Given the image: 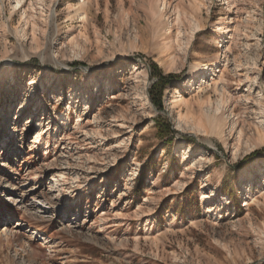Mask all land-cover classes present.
I'll use <instances>...</instances> for the list:
<instances>
[{
	"label": "rangeland",
	"instance_id": "obj_1",
	"mask_svg": "<svg viewBox=\"0 0 264 264\" xmlns=\"http://www.w3.org/2000/svg\"><path fill=\"white\" fill-rule=\"evenodd\" d=\"M261 148L264 0H0V264H264Z\"/></svg>",
	"mask_w": 264,
	"mask_h": 264
},
{
	"label": "trees",
	"instance_id": "obj_2",
	"mask_svg": "<svg viewBox=\"0 0 264 264\" xmlns=\"http://www.w3.org/2000/svg\"><path fill=\"white\" fill-rule=\"evenodd\" d=\"M153 68H154L153 74L156 76V80L154 81V83L149 89L150 101L159 111H163L161 93L164 87L173 78H175L176 75L175 74L163 75L156 71L157 70L156 65H153ZM154 126H155L158 136L162 138L171 136L175 133L174 129L172 128V125L162 115L157 116ZM263 154H264V148L253 150L241 159L239 165L243 166L245 164H248L251 161H253L255 158L261 157ZM140 178L144 179V175H142ZM191 200L193 201V198H187L186 203L189 204ZM194 202H196V200Z\"/></svg>",
	"mask_w": 264,
	"mask_h": 264
},
{
	"label": "bare ground",
	"instance_id": "obj_3",
	"mask_svg": "<svg viewBox=\"0 0 264 264\" xmlns=\"http://www.w3.org/2000/svg\"><path fill=\"white\" fill-rule=\"evenodd\" d=\"M20 1H22V0H17V3H19L20 4ZM230 22V21H229ZM171 31H170V28L168 29V33H170ZM208 71V67H207V65H202L201 66V70L199 71L200 73H206ZM202 83H206V80H204L203 78H201V84ZM200 84V85H201ZM199 88V87H198ZM28 105V104H27ZM29 106V105H28ZM68 111V110H67ZM67 113V112H66ZM65 113V114H66ZM62 117H64V118H69V117H67V115H62ZM63 121V120H62ZM60 123V122H59ZM220 128V125L218 126V130H220L219 129ZM220 133V132H219ZM36 141L35 142H39L38 140H37V137H36V139H35ZM226 148H228V146L226 145ZM197 151L194 149V148H188V154H189V156L190 155H193L194 153H196ZM186 154V153H185ZM199 154H202V153H199ZM189 158V157H188ZM196 162V161H195ZM198 167H200L201 166V161L200 162H198ZM198 167H195V169L196 168H198ZM202 167V166H201ZM201 169V168H200ZM245 175L246 176H251L252 177V173H245ZM251 190V188H249L248 189V192ZM202 195V197H203V199H208V195L205 193V194H201Z\"/></svg>",
	"mask_w": 264,
	"mask_h": 264
}]
</instances>
